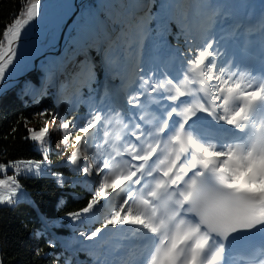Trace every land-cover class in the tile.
<instances>
[{"label": "snow or ice", "instance_id": "obj_1", "mask_svg": "<svg viewBox=\"0 0 264 264\" xmlns=\"http://www.w3.org/2000/svg\"><path fill=\"white\" fill-rule=\"evenodd\" d=\"M48 7L21 0L0 33V84L58 42L62 19L50 23ZM103 8L105 20L81 14L67 38L72 57L52 64L56 80L76 83L71 102L57 91L55 111L34 113L47 117L39 129L20 118L40 158L0 162V206L35 204L20 177L89 192L84 207L41 215L32 232L54 250L38 244L35 256L53 264H264V0H109ZM67 63L73 72L63 71ZM45 79L39 95H52ZM35 90L31 80L21 85L39 103ZM49 121L61 133L62 164L51 159ZM65 227L71 236L59 234ZM110 236L135 239L131 260L111 249Z\"/></svg>", "mask_w": 264, "mask_h": 264}, {"label": "trees", "instance_id": "obj_2", "mask_svg": "<svg viewBox=\"0 0 264 264\" xmlns=\"http://www.w3.org/2000/svg\"><path fill=\"white\" fill-rule=\"evenodd\" d=\"M46 2L49 6L48 10L50 8L57 9L63 3L62 0H46ZM108 2L109 0H86L75 17L74 28L75 22L85 11L96 12L101 20H105L106 14L103 6ZM20 10L21 0H0V33L3 32L6 25L11 23L13 15L19 13ZM75 35L76 33L73 29L71 36ZM88 54L99 64L100 56L97 55L95 48L89 49ZM82 56L78 55L74 60H79ZM68 57H72V44L69 40L62 53L54 58V63L64 61ZM52 60L43 61L37 70L29 73L16 88L0 101V149L7 150L5 156H0V162L19 158H40V154L34 150V143L24 139L28 133L24 127L23 120L20 118L26 117L28 119L29 128L39 129L43 127L39 120L42 118L34 116V113L44 108L56 110L54 94L59 91V79L56 80V77L49 81L45 79L44 83L48 88V92L52 95H39L41 78H45L46 72L53 70L51 65ZM69 64L67 63V66ZM97 71L102 79L103 72L99 68ZM25 80H31L36 85L35 93L39 96V103H35L31 95L23 96L21 94V85ZM52 80H56L57 86L55 88L51 86ZM84 110V107L81 106V114H83ZM46 119L47 117L43 118V120ZM13 127L17 129L15 133H12ZM114 132L119 134V129H115ZM5 137L7 138L5 139ZM54 153L53 151L51 159L57 164H62L58 158H54ZM57 170L63 172L65 177L70 179L75 180L78 178L66 167L61 166ZM11 174V170L6 173V175ZM0 178H4V175H0ZM20 180L26 191L30 194V200L35 201V204L20 203L15 207L0 206V255L3 256L4 264H53L51 258L39 259L34 253V249L38 244L44 248L45 252L54 251L50 250L43 240L36 241L33 239L32 232L40 226V216L63 218L66 213L84 207L87 200L90 199V194L83 186L79 185L76 187L67 185L64 188L57 187L50 178L33 179L20 177ZM61 199H63L64 203L57 208V204ZM63 222L64 224L69 223L67 220ZM59 234L65 237L72 235L71 230L66 227L60 229ZM127 242H129V239L123 240L120 236H110L108 238L109 246L117 254L123 253ZM79 258L85 260L86 256L84 253H80Z\"/></svg>", "mask_w": 264, "mask_h": 264}, {"label": "water", "instance_id": "obj_3", "mask_svg": "<svg viewBox=\"0 0 264 264\" xmlns=\"http://www.w3.org/2000/svg\"><path fill=\"white\" fill-rule=\"evenodd\" d=\"M86 0H73V7L70 15L68 16L65 26L59 33L58 42L53 47H46L43 51L35 54L31 66L13 81H7L0 86V101L8 95L17 85H19L23 79L31 72L37 70L41 63L47 60L49 57L59 54L63 51L66 44L68 43L67 38L72 34L74 29V20L76 15L82 8L83 3Z\"/></svg>", "mask_w": 264, "mask_h": 264}, {"label": "rangeland", "instance_id": "obj_4", "mask_svg": "<svg viewBox=\"0 0 264 264\" xmlns=\"http://www.w3.org/2000/svg\"><path fill=\"white\" fill-rule=\"evenodd\" d=\"M65 0H62V2L64 3ZM250 3H253V4H256L257 6H259V4L262 2V0H249ZM62 3V4H63ZM55 8H50L48 10V12H52V10H54ZM56 10V9H55ZM255 14L256 15H259V8L257 7V10L255 11ZM64 22L61 23V27L63 25ZM66 23V21H65ZM252 23V21H251ZM253 24V23H252ZM65 26V24L63 25V27ZM52 57V56H51ZM50 58V57H49ZM84 59V57H80L79 60H76L75 62H79V61H82ZM53 64V63H52ZM51 64V65H52ZM73 68H74V64H71L69 67L67 66L66 69H64L63 71L65 72H68V73H71L73 72ZM55 70L53 69L51 72H46L45 74V77H51V79H53L55 76L53 75V72ZM51 79H46V80H51ZM59 81L60 83L63 82V88H59V91H60V94H61V98L64 96L65 98V102H71V99H72V96H73V93L71 94V88L73 86L72 84V80H69V79H66V77L64 75H59ZM76 85V84H74ZM18 86V85H17ZM16 88V87H15ZM85 92L87 91L86 89L84 90ZM40 120V124L41 126L44 125V120L43 119H39ZM49 127L51 129V133H52V144H51V147L53 149L54 152H56V150L59 148L60 144H58L61 140V136H60V131L58 128H56L54 125L51 124V121H49ZM58 142V143H57ZM62 151V149H60ZM73 151L72 148H68L67 149V152L70 154L71 152ZM54 158H58L59 159V162L62 163L66 157L63 156V155H57L54 153ZM129 242L125 245V249H126V252H125V256L123 257L124 259H127L128 257H126L130 250H132V246L135 245V239L132 238L131 236H129ZM136 251L133 252V254H135ZM132 254V255H133ZM128 260V259H127Z\"/></svg>", "mask_w": 264, "mask_h": 264}, {"label": "bare ground", "instance_id": "obj_5", "mask_svg": "<svg viewBox=\"0 0 264 264\" xmlns=\"http://www.w3.org/2000/svg\"><path fill=\"white\" fill-rule=\"evenodd\" d=\"M65 5L67 7H64ZM72 7H73V0H65L64 3L62 5H60L56 10H53L52 12L48 13L49 22L50 23H54V22L60 21L61 19H62V22H65L67 20L68 16L70 15L71 11H72ZM257 20H258V18H256L254 16V14H253V17L251 19L252 23L255 24L257 22ZM40 33H41V29L40 28L35 29L34 32H33V34H32V36H31V39H33V40L38 39L40 37ZM45 48H43V50ZM33 57H32L30 66H31V64L33 62ZM72 84H73V86L71 88V94L74 92V88L76 87V85H74V84H76L74 81H72ZM0 86H1V84H0ZM61 100H62V102H65L64 96L61 98ZM60 136H61V133H60ZM58 144H60V142ZM131 248H132V250H130L129 254L127 255L128 260H131L133 258V256H134L133 252L134 251H136V252L138 251V249H136L135 246H132Z\"/></svg>", "mask_w": 264, "mask_h": 264}]
</instances>
